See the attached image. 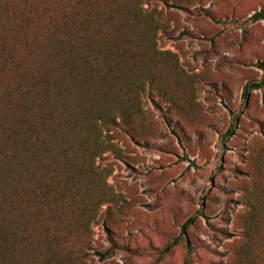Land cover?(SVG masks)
Returning <instances> with one entry per match:
<instances>
[{"label": "rangeland", "instance_id": "obj_1", "mask_svg": "<svg viewBox=\"0 0 264 264\" xmlns=\"http://www.w3.org/2000/svg\"><path fill=\"white\" fill-rule=\"evenodd\" d=\"M143 9L159 19L147 75L115 124L98 121L92 171L62 213L67 237L85 264H264V21L250 19L264 0Z\"/></svg>", "mask_w": 264, "mask_h": 264}, {"label": "trees", "instance_id": "obj_2", "mask_svg": "<svg viewBox=\"0 0 264 264\" xmlns=\"http://www.w3.org/2000/svg\"><path fill=\"white\" fill-rule=\"evenodd\" d=\"M144 1L40 0L37 15L0 0V81L11 83L0 94V264H85L62 213L92 171L98 121L115 124L114 107L135 103L147 75L159 19Z\"/></svg>", "mask_w": 264, "mask_h": 264}]
</instances>
